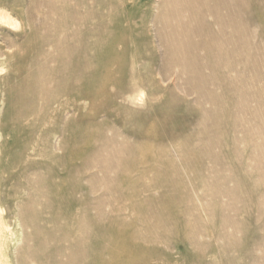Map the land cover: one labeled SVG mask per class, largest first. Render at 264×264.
<instances>
[{"label": "rangeland", "instance_id": "obj_1", "mask_svg": "<svg viewBox=\"0 0 264 264\" xmlns=\"http://www.w3.org/2000/svg\"><path fill=\"white\" fill-rule=\"evenodd\" d=\"M263 1L250 0L251 7L260 10ZM0 9L18 22L13 28L0 24V120L8 110L10 87L20 92L19 101L26 105L42 103L61 83H72L71 72L60 71L64 64L56 55L61 50L45 46L49 55L33 57L31 50L38 35L94 34L96 46L84 47L68 40L62 49H66L64 59L69 66L76 60L72 64L75 68L79 62L82 66L89 63L92 78L103 79L109 74L101 67L110 35L114 30L125 32L133 40L130 49L141 53L142 61L152 68L143 72L151 81L144 105L132 108L146 114L140 131H128L122 110L118 116H109V101L103 93L96 96L94 104L77 103L66 119L48 114L24 125L26 131H35L43 138L56 132V138L37 141L30 150L33 167L27 181H12L14 187L9 191H17L16 199L24 205L23 210L28 215L39 213L46 221L40 226L23 225L20 241L9 250L11 257L34 259L40 264H65L72 255L85 257L76 264H86L90 257L95 264H113L115 257H136L128 264H142L143 257H149L151 264H264V156L253 146L264 142L260 134L264 130V93L259 103L249 99V109L258 107L253 115L249 110L240 112L231 98L219 105L199 98L200 83L181 71L174 55L168 66L164 64L166 47L161 41L170 35L163 0H0ZM192 13V9H183L172 14L186 19ZM239 15L237 19L242 18ZM205 19L212 20L208 15ZM248 31L257 34L248 41L259 42L264 25H250ZM32 32L35 35L31 36ZM177 32L180 39L174 37L173 42L180 48L189 38ZM253 50L259 54L262 47ZM119 52L127 53L123 49ZM199 57H204L203 51ZM125 62L130 63V56ZM21 63L28 73L17 69ZM166 67L172 75L158 84ZM200 70L202 74L209 72L203 65ZM260 71L264 73V67ZM111 89L105 86V90ZM150 103L159 112L156 116L150 111ZM205 110L213 114L202 113ZM210 119L220 125L212 127L207 121ZM71 120L75 122L70 124ZM81 131H85L82 137ZM151 131L160 138L152 140ZM110 136L115 137L116 145H135L138 155L146 148L166 147L170 161L161 158L147 166L177 171V183L151 174L133 181L119 179L125 160L113 165L109 188L100 176L76 179L80 157L98 146L102 137ZM145 136L147 141H141ZM210 136H218L220 143L214 142L209 150L202 148ZM11 143V139L5 141L6 146ZM205 151L218 158L213 161L206 156L200 163L199 155ZM131 185L135 191L126 189ZM91 186L95 191L88 199L97 208L88 209L82 206L87 195L81 189ZM1 196L0 208L6 214L13 209L14 197ZM226 216L230 222L223 220ZM11 227L18 228L13 220ZM88 235L92 237L86 238ZM191 242L201 243L202 249Z\"/></svg>", "mask_w": 264, "mask_h": 264}, {"label": "bare ground", "instance_id": "obj_2", "mask_svg": "<svg viewBox=\"0 0 264 264\" xmlns=\"http://www.w3.org/2000/svg\"><path fill=\"white\" fill-rule=\"evenodd\" d=\"M260 8L258 10V8L251 7L250 0H163V10L169 14L167 27L170 35L161 41V44L166 47V52L163 55V60L166 59L164 64L168 66L174 55V60L179 61L181 71H184L189 79H195L197 83H200L199 98H206L211 104L218 105L226 104L228 98H231L240 112L249 110L251 115L257 114L258 107L254 110L249 109L248 101L251 99V101L259 103L260 97L264 93H261L262 90L264 91V73L260 71V68L264 67V31L260 33L261 39L259 42L251 43L248 38L257 34L248 31V26L258 25L259 23L264 25V6ZM183 9H192L194 14L192 13L186 19H183L181 15L172 14L174 11ZM238 14L242 18L237 19ZM207 15L212 18L211 21L205 19ZM0 24L13 28L17 27L18 22L7 10L0 9ZM213 25H216L217 29H214ZM227 28L231 29L230 33H227ZM177 31H181L189 38L185 46L180 48L178 47L179 43L176 42L180 39ZM159 32H161V29L158 30ZM33 35L35 33L32 32L31 36ZM191 35H195L197 38L194 39ZM174 37L177 38L175 42H173ZM68 40L84 47L97 45L94 34L90 35L87 32L81 36L78 35V37L76 35L57 37L41 34L35 39L31 51L34 53L33 57L35 58L38 55H49L50 52L45 50V46L61 50L60 54L56 55L64 64L60 71L62 74L68 71L71 72L73 75L72 83H61L57 90L52 95H47L42 103L41 101H33L26 105H21L19 101L20 92L16 88L10 87L7 89L11 99L8 102V110L4 118L0 120V201L3 193L6 198L14 197V205L13 209L8 210L6 214H3L0 208V264H40L38 260L11 257L9 255L10 248H13L20 241L23 225L38 224L40 226L41 222L46 221L39 213L28 215L25 209L23 210L24 205H21L16 199L17 191L14 190L11 193L9 189L14 187L13 180H20L22 183L27 181L33 167L30 154L32 146L41 139L56 138V132L48 133L43 138L40 134L36 135L35 131H26L24 125H29L37 117L48 114H58L66 119L68 114L72 112L71 108H73V111L76 109L77 103L91 102L94 104L99 93H103L109 101V116H118L121 110L126 114V122L129 125L128 131H140L146 124V114L132 108L144 105V99L147 89L151 87L149 85L151 81L144 76L143 72L150 71L152 68L150 63L142 61L141 53L135 49H130L129 43H133L131 36L125 32L115 30L111 33L109 45L105 49L107 56L101 67V70L108 71L109 74L103 79L92 78L93 71H91L89 63L82 66L78 61L80 64L78 63V67L75 68L76 65L72 64L76 63V60L73 61L74 63L70 62V66L68 65L69 62L66 58L64 59L66 49H62L63 44ZM227 45L231 46L228 47ZM255 47H262L259 54L254 52ZM120 49L127 51L128 54L120 53ZM200 51L204 52L203 58L199 57ZM127 56H130L128 65L125 62ZM17 65V69L26 72L25 63ZM202 65L204 68H209L207 74L200 72ZM158 73L161 74V71ZM171 75L170 69L166 67L158 84L169 79ZM107 85L112 87L110 91L105 90ZM149 108L152 115L156 116L159 113L154 104L150 103ZM202 113H209V111L205 110ZM209 114H213V112ZM207 121L212 127L220 125L214 119ZM74 122L75 120H71L70 124ZM262 124L264 125V122ZM262 124L261 126H263ZM83 132L85 131L79 133L81 137L84 134ZM260 134L264 138V130ZM150 137L155 141L160 138V135L156 131H151ZM7 139L12 140V143L8 146L5 145ZM141 139H143L141 141H147L146 136ZM115 140V137L112 136L109 138L102 137L98 146L90 148L88 154L81 156L82 164L75 170L76 179L98 178L100 176L101 179H99L105 183H103L105 188H109V180L112 178L111 173L115 172L113 165L125 160L126 166L120 171L121 174L118 173L119 179L133 181L136 178L151 174L158 179L161 177L177 183V171L165 172L147 166L148 162H159L161 158L170 161L166 147L159 145L155 148L139 149L141 151L138 155L137 150L134 152L135 145H129L126 148L125 143L120 142L116 145L117 141ZM214 142L220 143L218 136L206 138L201 146L209 150ZM123 146L126 149L123 150ZM253 146L254 151H259L264 156V142ZM143 156H147V158L142 160ZM206 156L213 161L216 160L214 158H218L211 151L203 152L202 155H199V162L202 163ZM168 164L170 163L168 162ZM175 188H177V185H175ZM126 189L135 191L133 185L126 187ZM94 191L95 186L81 189V193L87 195V201H85L86 199L82 200V206L88 209L97 208V204L91 205L88 199ZM261 203L264 204V201ZM11 219L14 225L18 227L15 230L11 227ZM223 220L231 221L227 216ZM91 237L92 235H88L86 238ZM81 239L84 241L85 237H81ZM191 244L199 250L202 249L201 243L191 242ZM96 251L97 248L95 250L91 249L93 253ZM153 251L148 252V254H152ZM82 258L85 257H78L77 255L73 257L72 255L68 257L65 264L79 263L81 260L78 259ZM135 258L115 257L113 264H128V261L130 262ZM92 259L93 257H90L86 264H95ZM148 259L149 257H143L142 264H151ZM102 264H109V261Z\"/></svg>", "mask_w": 264, "mask_h": 264}]
</instances>
